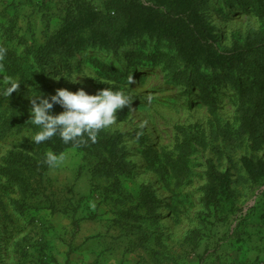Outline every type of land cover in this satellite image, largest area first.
I'll list each match as a JSON object with an SVG mask.
<instances>
[{"label":"rangeland","instance_id":"rangeland-1","mask_svg":"<svg viewBox=\"0 0 264 264\" xmlns=\"http://www.w3.org/2000/svg\"><path fill=\"white\" fill-rule=\"evenodd\" d=\"M85 1L108 14L110 0ZM75 2L0 0V264H264V84L237 71L208 89L181 83L172 69L198 80L218 72L147 34L119 51L96 45L60 59L55 37L80 17ZM234 2L198 6L219 50L264 31V10L235 11ZM103 80L129 105L95 143L85 136L49 167L53 146L28 137L39 130L29 96L62 87L96 94L110 86ZM13 82L19 87L8 95ZM244 112L255 134L245 130ZM245 158L260 165L258 180ZM209 162L231 180L222 208L203 201Z\"/></svg>","mask_w":264,"mask_h":264},{"label":"trees","instance_id":"trees-1","mask_svg":"<svg viewBox=\"0 0 264 264\" xmlns=\"http://www.w3.org/2000/svg\"><path fill=\"white\" fill-rule=\"evenodd\" d=\"M146 1L149 5L143 0H110L108 14L105 15L90 7L85 0H76L80 17L67 24L55 37L54 43L60 59L65 57L70 62L96 45H100L101 51H119L147 34L171 40L188 64L202 62L209 69L218 72L214 78L198 80L186 71L172 69V78L181 83H193L200 89H206L221 83L222 75L237 71L252 77L253 82L264 84V31H252L243 47L235 41L231 47L219 50L215 46L219 35L215 33V26L198 9L205 0ZM249 4L259 13L264 10V0H235L232 7L235 11H245ZM90 38L94 42H88ZM30 53L35 61H41L40 48L33 47ZM209 82L211 86L208 85ZM241 82L238 79L233 87L241 89ZM52 110L53 113H59L63 108L57 104ZM242 118L245 130L255 134L257 124L254 118L247 112L243 113ZM84 137L78 142L68 144L63 143L58 135L48 141L57 153L67 147L82 146ZM244 165L251 178L258 180L260 165H254L250 158L244 159ZM205 174L207 184L204 187L203 201L207 206L222 208L224 203L230 200V177L227 172L217 170L211 162L208 163ZM148 202L155 203L156 200L153 198Z\"/></svg>","mask_w":264,"mask_h":264},{"label":"clouds","instance_id":"clouds-1","mask_svg":"<svg viewBox=\"0 0 264 264\" xmlns=\"http://www.w3.org/2000/svg\"><path fill=\"white\" fill-rule=\"evenodd\" d=\"M85 76V75H84ZM76 75L69 79L77 82ZM109 87L90 94L81 87L76 91L68 88H58L54 94L44 95L37 92L29 96L31 99L29 121L38 127V131L28 137L35 144L59 136L63 143L78 142L85 134L91 142L97 141V134L101 129H108L117 122V113L129 105L128 96L120 90H115L111 81L103 80ZM20 84V83H19ZM12 83L7 89V94L19 87ZM62 106L63 111L53 113L54 105ZM64 154L47 152L45 163L49 167L59 166L65 162Z\"/></svg>","mask_w":264,"mask_h":264}]
</instances>
